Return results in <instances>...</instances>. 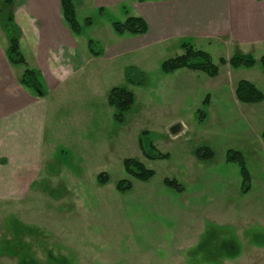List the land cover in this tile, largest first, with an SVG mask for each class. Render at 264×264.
<instances>
[{"label":"rangeland","instance_id":"obj_1","mask_svg":"<svg viewBox=\"0 0 264 264\" xmlns=\"http://www.w3.org/2000/svg\"><path fill=\"white\" fill-rule=\"evenodd\" d=\"M26 1L18 0L9 10L3 7L4 14L12 13L20 23L29 19L35 29L32 16L36 9L31 0L29 4ZM73 1L81 34L57 16L49 24L56 29L55 38L78 48L79 57L86 62L95 58L88 50V40L98 42L105 52L117 42L123 45V40L139 38L118 36L113 23L142 15L153 21V8L148 4L163 0H124L114 5H103L102 0ZM163 16L167 19L169 14ZM88 18L93 20L91 26L85 24ZM1 26L0 22V31ZM211 33L198 42L169 38V43H151L138 50L124 46L127 54L113 63L122 71L115 70L111 77L100 65V70L89 66L67 77L72 66H66L61 86L54 91L55 85L51 89L41 71L35 69L42 75L49 103L46 154L51 153V159L33 193L16 205L0 203V209L5 210L0 214V264H264V102L243 104L235 95L241 80L251 82L264 94V42L254 43L245 54L231 37L232 30L221 28ZM21 34L20 30V42ZM37 37L33 42L47 53L45 38ZM183 43L208 52L219 75L210 78L189 70L163 74L161 64L183 54ZM20 46L32 69L26 46ZM237 54L251 56L255 64L234 65ZM221 59L226 64H221ZM5 61L12 69L8 59ZM25 69L18 66L16 72ZM128 69L135 84L127 79L118 81L120 76L127 78ZM113 86L126 87L135 96L124 124L115 120V110L107 102ZM21 87L35 98H44ZM179 123L180 131L173 135L171 128ZM143 131L149 132L159 152L169 155L167 159L144 157L138 144ZM112 138H123L119 149L123 161L138 160L155 176L147 182L135 180L127 175L121 161L114 166L88 165V159L89 163L100 162L98 155L104 146L108 150L113 146ZM204 149L213 152V157L200 160L197 152ZM230 151L244 156L251 176L248 192H244L239 165L227 161ZM103 173L108 175L106 184L98 181ZM166 179L176 180L183 191L166 186ZM122 180L131 181L135 189L119 192L117 185ZM106 185L102 203L96 208L105 203L113 208L81 213L88 220L82 224L86 225L82 230L85 241L78 247L71 241L73 231L67 230L76 227L72 223L73 193L78 192L84 205L97 204L92 193ZM137 187L151 192L139 194ZM109 191L117 196H109ZM166 202L172 203L168 215L163 211L169 208ZM157 241L161 244L156 245ZM88 256L93 257L91 263L85 258Z\"/></svg>","mask_w":264,"mask_h":264},{"label":"crops","instance_id":"obj_2","mask_svg":"<svg viewBox=\"0 0 264 264\" xmlns=\"http://www.w3.org/2000/svg\"><path fill=\"white\" fill-rule=\"evenodd\" d=\"M121 1L124 0H117L115 3L110 2V0H102L101 3L103 5H114L119 4ZM26 2V4H29L28 0ZM158 4H148L153 8L154 22L149 21L146 15L141 14V17L149 25V32L146 35L138 36L139 38L130 42L123 40V45L117 42V45L115 44L110 49L105 50L102 56L90 57L86 62L82 61V57H79L78 48L73 49L66 46L55 38L54 30L56 29L53 24H49V21L50 19L54 20L53 16H57L61 22L64 21L63 17L62 20L60 19L59 0L30 1L32 8L36 9V13L32 16V20L35 21V29L29 23V19H24L26 21L20 23L21 21L17 17L14 18L19 24V28H21L20 45L23 44L24 48L26 46L25 50L29 52L33 64L31 68L41 71L51 89L53 88L52 85H55L56 88L52 91L61 86L60 79L65 75L62 74V71L65 70L66 66H72V70L67 77L81 70L83 71L89 66H92L93 69H99L97 68L99 65L109 72L108 77L114 76L113 72L115 70L121 73L122 69L113 63L127 54L125 49H128L129 45L131 49L134 47L135 50H138L143 45L151 43L165 44L175 39H194L198 42L201 38L208 37L212 34L211 32L218 31L221 28L224 31L225 29L226 31L232 30L231 37L245 49L243 50L245 54L248 53L247 49L253 48L254 43L264 42V0H170L160 1ZM164 13L169 14L167 19L163 16ZM0 17L2 25L0 42L2 41L3 45V47L0 46V203L16 205L26 199L31 192H34V184L43 175L40 173H43L46 163L51 159L48 158L51 153L46 154V133L50 110L47 96L35 98L21 86L19 87L18 79L23 74L22 71H19V74L16 72L17 67L7 68L5 58L7 59L6 52L9 47V40L5 30H3L5 16L2 14ZM167 30L169 33L166 32ZM35 35L36 37L42 36L45 38L44 42L47 43L45 45H48L46 47L49 49L47 53L36 42H33ZM169 38L172 39L168 42L166 39L169 40ZM60 46L61 49H59ZM59 70H61V73ZM90 73L87 72L88 75ZM98 75H101L100 72H98ZM122 80H126L125 75L124 77L120 76L118 79V81ZM115 87L121 86H113L111 89ZM179 124L181 125V123ZM122 141L123 138H112L110 142L113 146L109 150L104 146L103 153L98 155L97 159L100 162L90 161L89 163L88 159L87 164L102 167L108 164L114 166L120 161L123 164L122 159L124 158L119 154ZM55 150L56 148H53L54 153ZM107 185L100 186L101 189L98 188L92 193L98 199L97 204L87 202L88 205H84L86 202L83 203L82 200H79L78 192L73 193V209H75L72 216L74 222L72 223H75L76 227L72 228V223H70L68 225L71 228L68 227L67 230L73 231L70 236L74 237L71 239V241H74V245H79L78 247L82 248V243L85 241L82 230L86 225L82 224L86 223L88 218L81 217V213L85 215V213L90 214L91 211L97 212L99 209L107 212L112 210L113 206L108 203L96 208L99 207L100 202L102 203L103 193L107 191L105 188L109 186ZM133 189H135L134 185ZM139 191V194L151 192L144 188H140ZM108 194L111 197L117 196L113 191H109ZM88 197L89 195L86 192L85 198ZM67 198L70 199V195ZM166 205L169 208H165L163 211L168 215L172 212V203L166 202ZM3 211L5 210L0 209V214ZM77 225L79 226L77 227ZM128 231L131 232V229H128ZM160 244L161 242H156V245ZM85 258L89 260V263L93 259L92 256Z\"/></svg>","mask_w":264,"mask_h":264},{"label":"trees","instance_id":"obj_3","mask_svg":"<svg viewBox=\"0 0 264 264\" xmlns=\"http://www.w3.org/2000/svg\"><path fill=\"white\" fill-rule=\"evenodd\" d=\"M18 0H3L0 3V16H5L3 28L9 39V47L6 52L8 62L13 67L24 66L26 67L23 72L20 84L25 89L34 92L39 97H45L47 95L43 86L42 75L35 69L28 67V61L21 51L19 34L20 28L17 26L13 14L8 12L4 14L3 7L8 10L12 8ZM170 1V0H163ZM61 14L63 20L68 24L71 30L77 34H81L82 27L77 20L76 7L73 0H59ZM85 24L91 26L93 24L92 19H86ZM113 29L118 36H144L149 32V25L147 21L140 16H130L124 22L113 23ZM183 54L166 60L161 64V71L165 75L173 74L179 70H189L194 72H202L208 75L210 78H216L219 75V68L213 62L212 56L205 51L195 48L190 43L182 44ZM88 48L92 56L100 57L103 54V49L95 40H88ZM221 64H226L224 59L220 60ZM234 65H252L255 64L254 58L249 55L243 56L237 54L232 61ZM264 69V60L261 64ZM127 81L129 84H135L134 79L131 76V69L127 70ZM139 84V83H138ZM142 84V82L140 83ZM235 95L237 100L243 104H260L264 102V94L251 82L241 80L237 83ZM208 101V98L205 102ZM108 104L115 110L114 118L119 124H124L126 114L131 111L135 104V96L126 87H115L110 90L108 96ZM139 147L148 160H165L169 157L168 154H163L157 150L154 143L149 139V132L143 131L139 135L138 140ZM197 157L200 160L210 159L213 157V152L209 149L199 150ZM227 161L231 163H237L240 167L242 176L244 192L249 191V185L251 182L250 173L246 167L244 156L239 152L230 151L227 154ZM124 168L127 175L135 180L141 182H147L155 176L154 171L147 169L143 163L138 160L128 159L124 161ZM98 181L100 184H106L108 182V175L103 173L99 175ZM165 185L175 189L178 192L183 191V187L176 180H165ZM133 184L129 180H122L117 185V190L121 193L132 190Z\"/></svg>","mask_w":264,"mask_h":264},{"label":"water","instance_id":"obj_4","mask_svg":"<svg viewBox=\"0 0 264 264\" xmlns=\"http://www.w3.org/2000/svg\"><path fill=\"white\" fill-rule=\"evenodd\" d=\"M181 127V125L180 124H178V125H175L174 127H172L171 128V132H172V134L173 135H176V134H178L179 133V128ZM181 129H183V127L181 128Z\"/></svg>","mask_w":264,"mask_h":264}]
</instances>
